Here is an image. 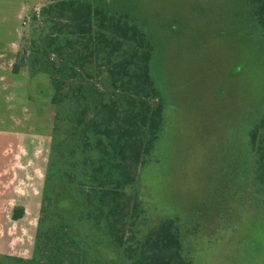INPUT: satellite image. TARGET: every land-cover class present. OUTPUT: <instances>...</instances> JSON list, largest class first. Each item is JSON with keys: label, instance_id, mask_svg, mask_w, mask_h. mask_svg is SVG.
Returning a JSON list of instances; mask_svg holds the SVG:
<instances>
[{"label": "rangeland", "instance_id": "1", "mask_svg": "<svg viewBox=\"0 0 264 264\" xmlns=\"http://www.w3.org/2000/svg\"><path fill=\"white\" fill-rule=\"evenodd\" d=\"M90 1L129 14L155 46L151 72L165 123L137 189H127L143 197L141 225L178 217L193 264H264V189L248 141L264 113V30L251 0ZM48 3L0 0V137L25 140L4 150L0 264H47L36 236L51 228L67 233L75 262L128 264L104 225L82 216L85 154L68 136L69 108L51 102L45 72L13 71L23 44L49 30L41 14ZM89 156L86 175L98 153ZM13 205L22 217L13 218Z\"/></svg>", "mask_w": 264, "mask_h": 264}, {"label": "trees", "instance_id": "2", "mask_svg": "<svg viewBox=\"0 0 264 264\" xmlns=\"http://www.w3.org/2000/svg\"><path fill=\"white\" fill-rule=\"evenodd\" d=\"M253 20L264 30V0H251ZM41 14L48 31L25 42L14 72H45L53 88L51 102L67 105L68 136L81 147L84 165L91 150L86 182L79 187L82 216L104 225L112 244L128 264H193L185 255L178 217L147 221L142 195H133L140 169L153 153L165 123L166 101L151 72L155 46L129 14L90 0H49ZM248 141L256 153L255 180L264 189V113L250 126ZM74 153V147L71 149ZM82 184V183H81ZM24 214L16 207L13 218ZM47 264H81L66 248L68 235L53 228L36 236ZM70 261V263H69Z\"/></svg>", "mask_w": 264, "mask_h": 264}, {"label": "crops", "instance_id": "3", "mask_svg": "<svg viewBox=\"0 0 264 264\" xmlns=\"http://www.w3.org/2000/svg\"><path fill=\"white\" fill-rule=\"evenodd\" d=\"M18 134V133H17ZM9 136L10 137H12L8 142L6 141V140H4L3 138L5 137L4 135H2L1 137H0V145L2 144V146H0V207H3V201H4V199H5V194H6V190L4 189L5 188V186H6V182L5 181H7V178H8V176H7V173H6V171H5V164H7V160L9 159V157H7V155H5V148H7V146L9 145V146H12V145H14L16 148L17 147H19V146H24V141L25 140H23V138L21 137H19V136H17V135H15V133H12V135H10L9 134ZM13 138H16V140H15V143L14 142H12L11 140H13ZM8 146V147H9ZM16 158H17V156H16ZM26 157H24L23 158V160L25 159ZM17 162V161H16ZM12 181V180H11ZM8 182H10V181H8ZM4 189V190H3ZM4 195H3V194ZM17 194V193H16ZM1 195H3V196H1ZM15 196H17V195H15ZM26 198H28V197H26ZM25 199V198H24ZM16 201V200H15ZM2 203V204H1ZM17 204V203H16ZM17 206H15L14 207V205H13V207H11V211H14V209L16 208Z\"/></svg>", "mask_w": 264, "mask_h": 264}, {"label": "built area", "instance_id": "4", "mask_svg": "<svg viewBox=\"0 0 264 264\" xmlns=\"http://www.w3.org/2000/svg\"><path fill=\"white\" fill-rule=\"evenodd\" d=\"M36 12H40V9L36 8Z\"/></svg>", "mask_w": 264, "mask_h": 264}]
</instances>
